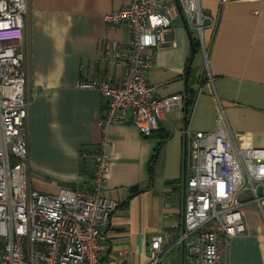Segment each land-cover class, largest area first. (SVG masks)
Here are the masks:
<instances>
[{
    "label": "crops",
    "instance_id": "crops-1",
    "mask_svg": "<svg viewBox=\"0 0 264 264\" xmlns=\"http://www.w3.org/2000/svg\"><path fill=\"white\" fill-rule=\"evenodd\" d=\"M130 3L29 1L23 49L31 190L54 195L63 187L88 184L92 172L89 156L100 139L96 124L102 100L97 91L77 89L76 84L92 78L112 83L120 80V70L102 60V45L107 41L127 43L129 31L126 26H106L103 16ZM200 4L204 14L217 19L215 30L204 31L213 82L206 81L200 51L190 66L189 86L197 93L189 120L184 121L178 106L166 115L159 129L170 137L156 157L161 143L157 137L143 138L131 124L108 129L110 171L102 193L118 207L109 219L107 245L113 256L127 253L124 264H148L151 254L147 246L153 236L165 235L169 243L181 232L185 132H212L222 111L238 144L264 148V0H227L223 5L218 0H200ZM166 39L174 46L165 45L155 52L148 76L158 97L183 95L186 90L184 74L191 45L181 16L173 21ZM151 161L153 180L149 185ZM241 218L244 233L230 240L223 260L227 264H264V223L258 207L245 205ZM163 264L189 263L179 248Z\"/></svg>",
    "mask_w": 264,
    "mask_h": 264
},
{
    "label": "built area",
    "instance_id": "built-area-1",
    "mask_svg": "<svg viewBox=\"0 0 264 264\" xmlns=\"http://www.w3.org/2000/svg\"><path fill=\"white\" fill-rule=\"evenodd\" d=\"M29 1L0 0V264H124L127 253L113 256L107 245L109 219L118 207L102 193L110 171L108 129L131 124L150 138L168 113L177 106L182 110L183 95L158 97L148 78L155 52L174 46L166 36L179 16L196 34L212 84L204 31L215 30L217 19L204 14L200 0H131L103 16L108 27L126 26L129 40L102 45V60L121 72L117 83L92 78L76 84L97 91L102 100L100 139L89 156L91 178L83 188L63 187L48 195L28 186L23 42ZM185 137L182 229L169 243L165 235L149 240L148 264H163L179 248L189 264H227L230 240L244 233L242 207L255 204L264 223V148L238 144L222 111L212 132H185Z\"/></svg>",
    "mask_w": 264,
    "mask_h": 264
},
{
    "label": "trees",
    "instance_id": "trees-1",
    "mask_svg": "<svg viewBox=\"0 0 264 264\" xmlns=\"http://www.w3.org/2000/svg\"><path fill=\"white\" fill-rule=\"evenodd\" d=\"M189 32V35L191 37V40H190V45H191V52L193 50V53H194V57L200 53L201 51V46H200V43L198 41V39L196 38V36H193L192 32L190 30H188ZM192 63V62H191ZM190 57L187 61V65H186V69H185V74H184V77L187 79L186 81V90H187V93H188V101L187 103L184 105L183 104V108H182V113H183V116H184V121L187 122L189 120V117H190V114H191V109L193 107V102H194V98H195V95L197 93V91H193L190 89V83L192 82V79L190 77ZM189 67V70L187 71V68ZM152 137H157L158 139L161 140V143L158 145L157 149H156V152H155V157L158 153V151L160 150L162 144L169 139V135L162 132V130L158 129L156 132H154L152 134ZM154 161V159H153ZM153 161L150 162V165H149V168H148V172H149V185L152 184V180H153V175H152V164H153Z\"/></svg>",
    "mask_w": 264,
    "mask_h": 264
},
{
    "label": "water",
    "instance_id": "water-1",
    "mask_svg": "<svg viewBox=\"0 0 264 264\" xmlns=\"http://www.w3.org/2000/svg\"><path fill=\"white\" fill-rule=\"evenodd\" d=\"M181 18H182V20H183V17L181 16ZM183 22H184V20H183ZM184 26H185V29H186V31H187V34H188V39H189V41L191 40V37H190V35H189V32H188V28H187V26L185 25V23H184ZM193 58H194V53H193V50H192V52H191V54H190V64H191V62L193 61ZM189 70V67L187 68V71ZM184 81L186 82V78L184 79ZM183 104L185 105L186 103H187V101H188V93H187V90H185L184 91V93H183ZM184 185H185V178L183 177V188H184ZM135 189H137V187L135 186V187H133V188H131V192L132 191H134Z\"/></svg>",
    "mask_w": 264,
    "mask_h": 264
},
{
    "label": "rangeland",
    "instance_id": "rangeland-1",
    "mask_svg": "<svg viewBox=\"0 0 264 264\" xmlns=\"http://www.w3.org/2000/svg\"><path fill=\"white\" fill-rule=\"evenodd\" d=\"M192 34L195 36L196 34L194 32H192ZM209 49V48H208ZM206 49V53H207V56L209 57V50ZM205 68V67H204Z\"/></svg>",
    "mask_w": 264,
    "mask_h": 264
}]
</instances>
